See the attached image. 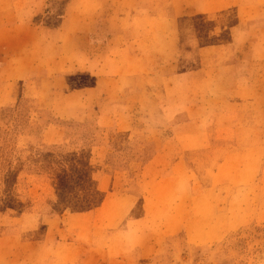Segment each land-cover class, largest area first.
<instances>
[{
	"label": "rangeland",
	"instance_id": "rangeland-1",
	"mask_svg": "<svg viewBox=\"0 0 264 264\" xmlns=\"http://www.w3.org/2000/svg\"><path fill=\"white\" fill-rule=\"evenodd\" d=\"M0 15V264H264V0Z\"/></svg>",
	"mask_w": 264,
	"mask_h": 264
},
{
	"label": "crops",
	"instance_id": "crops-1",
	"mask_svg": "<svg viewBox=\"0 0 264 264\" xmlns=\"http://www.w3.org/2000/svg\"><path fill=\"white\" fill-rule=\"evenodd\" d=\"M239 1V0H238ZM237 0H181L180 2L178 0H170V15H169V21L172 22L173 17H178L181 14L183 15V12L188 11V10H193L196 12L197 8H201L203 10L204 13H208V12H213V11H222L225 10L229 7H233L237 4L238 2ZM256 4V3H254ZM250 5H253L252 3H250ZM191 8V9H190ZM4 20H8L7 17H5L4 15H0V21H4ZM6 26H0V31L6 29ZM26 28V27H25ZM13 30H15L16 32H18V27H10V31L12 32ZM3 33L0 32V36ZM15 35H13L10 38L13 41H15ZM8 39H0V48L4 47V50L9 52V56L7 58V60L5 61L4 64L0 65V81H7V84H12L13 81H19L21 79L26 78L27 76H31V63H28V65H24L23 68L19 69V67L22 65H18V56H17V52L19 50L17 49H13L14 47H9L7 46L8 43ZM25 53H29L31 52L29 49H25V51H23ZM15 53V56H13V54ZM26 64V62L24 63ZM31 69V70H30ZM42 69V67H41ZM47 74L46 75H42L40 81H48L47 79ZM1 85V82H0ZM4 96V92L0 90V107H2L3 105H5V100L3 99ZM57 142H42V144L44 145H54ZM85 213V212H84ZM84 213H77V214H84ZM120 259V258H119ZM127 257H121V263L123 264L124 261H127ZM145 259V258H143Z\"/></svg>",
	"mask_w": 264,
	"mask_h": 264
},
{
	"label": "trees",
	"instance_id": "trees-1",
	"mask_svg": "<svg viewBox=\"0 0 264 264\" xmlns=\"http://www.w3.org/2000/svg\"><path fill=\"white\" fill-rule=\"evenodd\" d=\"M50 148H52V149H56L57 148V146H50ZM37 157L39 158H42V155L40 156V155H37Z\"/></svg>",
	"mask_w": 264,
	"mask_h": 264
}]
</instances>
